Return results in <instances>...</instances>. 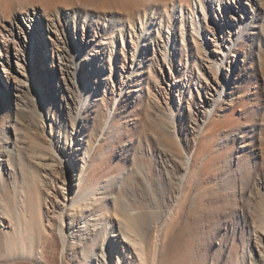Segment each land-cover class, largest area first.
I'll return each mask as SVG.
<instances>
[{
	"label": "rangeland",
	"instance_id": "rangeland-1",
	"mask_svg": "<svg viewBox=\"0 0 264 264\" xmlns=\"http://www.w3.org/2000/svg\"><path fill=\"white\" fill-rule=\"evenodd\" d=\"M16 1L11 0L7 20L0 16V195L10 209L6 218L0 210V264H40L22 257L24 233L33 249L43 245L47 264H116L110 244L106 258L100 246L78 260L74 252L60 260L56 250L52 212L63 206L68 227L69 203L79 191L74 180L87 148L91 160L80 191L100 188L98 201L118 210L111 214L115 229L119 215L129 214L145 240L148 264H264V13L242 33L220 72L208 65L191 31L183 52L171 50L164 61L159 50L168 40L163 36L152 46L153 30L146 59L155 53L156 78L145 64L135 77L122 79L131 70L132 51L128 43L122 46L112 17L120 25L126 15L138 22V15L151 8L152 23L168 21L159 12V0L151 5L148 0H24L20 8L35 26L17 15ZM89 7L102 21L85 19ZM171 23L179 34L174 17ZM226 32L227 26L216 39ZM111 40L113 83L106 86L110 52L101 43L108 46ZM222 74L229 81L220 93L215 79L221 81ZM79 89L97 97L77 116ZM215 93L220 95L216 104ZM205 105L215 110L212 115ZM109 109L114 111L110 119ZM41 225L53 239L41 243ZM163 225L155 253L153 236ZM90 233L91 228L84 236Z\"/></svg>",
	"mask_w": 264,
	"mask_h": 264
},
{
	"label": "bare ground",
	"instance_id": "bare-ground-1",
	"mask_svg": "<svg viewBox=\"0 0 264 264\" xmlns=\"http://www.w3.org/2000/svg\"><path fill=\"white\" fill-rule=\"evenodd\" d=\"M156 1V0H154ZM153 0H148V5H151L150 3H154ZM161 3L159 5V12L166 16L167 20H159L158 23L154 24L152 23V20L155 19V15L151 11V8L146 9L143 11V14L138 15V22H133L130 16L124 17L125 23L124 24H118L117 20L115 19V16L112 17V24L115 28L116 32L120 36V40L122 42V46H126V43H128V46L130 47V50L132 51V62H131V70L125 72L121 76L123 77L131 78L132 76H136L137 73H139L143 67H145V64H148L149 67V76L153 79L156 78L154 72L151 70L155 64L158 65L157 60L155 58V53L153 52V58H147V47L149 45V34L153 32L154 35L152 38V46L155 47L157 44L156 42L159 39H163V36H166V39L168 42H164L162 45L160 51V56L163 58L164 61L169 60V54L172 51L175 52H183V50L186 48V35L191 31V35L193 36V39L196 43V48L201 49L203 53L207 54V59L210 61L208 62V65L215 71L220 72V70H223L225 59L227 58L228 54L231 52L233 48H236V45L238 41L241 39V35L243 32L246 31V28L250 26L252 23V20L257 19L259 17V14L261 12L264 13V0H231L230 3L227 0H159ZM180 1V2H179ZM227 1V4H226ZM17 15H25L27 16L24 18V20H29L30 25H34L33 19L29 17L27 10L23 9L24 7L20 8L24 5V0H17ZM157 1L155 2V4ZM41 5L44 6V3L41 2ZM157 6V5H156ZM10 8H11V0H0V16L3 20H7L10 16ZM143 8V7H142ZM236 8V10H235ZM110 9V8H109ZM111 12V11H110ZM237 12L240 13V18L237 17ZM84 13V12H83ZM131 15V14H130ZM104 16V15H103ZM117 16V15H116ZM264 16V15H263ZM46 17V16H45ZM98 17V20L102 21V17L100 14L95 10L94 8H88L85 12V19H96ZM173 17L176 19L177 24H179V34L177 33V30L175 28L174 23L172 24L171 21L173 20ZM135 18V17H134ZM264 19V17H263ZM35 21V20H34ZM37 21V20H36ZM170 21V22H169ZM40 23V24H39ZM38 24L42 26V23L39 22ZM154 24V25H153ZM1 26L3 29H6V25L1 23ZM154 26V29H153ZM227 26V32L226 35L223 37H218L216 39V32L219 30H222L223 27ZM29 27V26H28ZM43 27V26H42ZM152 27V28H151ZM174 27V29H173ZM29 30L30 27H29ZM46 30V29H45ZM264 31V30H263ZM1 32V31H0ZM125 35L126 38L125 39ZM198 37L201 39L200 44L197 43L195 37ZM210 40L206 42L205 40ZM38 43H42L39 41ZM163 43V42H162ZM214 43V45H213ZM3 44H6L3 41ZM101 46L106 48L110 52V56L108 57V64L110 66V74L107 77L104 75V80L107 83H113L111 81L112 78V68L114 67V61H113V54L115 51L114 42L111 40V43H101ZM159 46V43H158ZM213 46L216 49L214 51L213 55ZM33 47V46H32ZM16 50V49H14ZM6 57H10L9 53L6 49ZM212 52V54H211ZM216 54V56H215ZM203 55V54H202ZM195 66L197 64L195 63ZM5 69V68H4ZM70 69V67L68 68ZM74 76L77 77L78 74V66L77 64L74 65ZM67 74L70 75L71 72L67 70ZM17 83L15 85H20L21 80L19 77L16 78ZM217 80L220 81V78L216 77ZM217 87L220 89V93L225 92L226 86L228 85L229 78L226 75L225 78H223V74L221 77V85L216 81ZM88 88V86H87ZM90 91L94 90V86L92 85ZM94 97H97V94L91 95L86 90H78V98H79V107L77 116L80 115L81 109L85 106V104L89 103ZM220 95L218 93H215V95L212 97V101L214 104L217 103L219 100ZM117 98H115V101ZM207 104V103H205ZM206 108H208V114L212 115L215 110L209 109L210 105H205ZM113 109L108 110V119H110L113 116ZM175 114V110H171V116ZM108 121H106L105 128H108ZM104 131V130H103ZM79 145V144H78ZM75 150H79L75 149ZM77 152V151H76ZM78 153V152H77ZM90 149L87 148L83 152L82 156V162H81V168L78 171L77 178H75V182L77 183V187L79 191L76 192V194L71 199V202L69 203L71 214L69 218V225L67 227L64 218H63V211H65V208L62 206V210L59 211L57 214L52 212L54 217V221L56 222L55 227V237L54 240L59 244V248L56 249L58 252L59 259L62 260L64 258V255L66 254L68 257H72L71 254L74 252V259L78 260L80 255H84L85 258H88L92 255H94V246H100L101 255L102 257L106 258L107 256V249L106 245L110 244V246L114 247L116 250V253L118 255L116 264H148V255L145 251V240L141 237L139 230H137L136 227L133 226L129 222V214L125 213L119 215L120 219V225L118 229H115L112 224L111 214L112 212H117L118 210L116 208H112V210L107 207L105 204L100 203L98 201L97 192L100 191V188L98 187H91L90 189H87L84 192H81V183L83 182L84 178H86V175L88 173L87 166L89 164V161L91 160L90 156ZM49 166L50 171H54V174H57V169L52 164H46ZM190 168V164L187 161L186 163V170L188 171ZM185 178L183 179L182 183L184 182ZM104 188H108V183L104 182L102 184ZM224 186L226 184L224 183ZM209 194H211V190L208 189ZM225 191V189H224ZM103 193V192H102ZM105 197L108 198V194L104 193ZM208 194V195H209ZM44 197L41 198V203H45ZM113 199V198H112ZM109 203V202H108ZM58 206H60L58 204ZM40 206H35L34 211L37 209V213L40 215L39 212ZM61 207V206H60ZM100 209L102 211H100ZM0 210L1 213L4 215V218H6V215L10 214V209L7 207L3 199L0 195ZM123 210V209H122ZM100 213L101 217L98 218L97 214ZM116 216V215H114ZM19 221L21 224L22 219L19 215ZM78 226V227H76ZM76 227V229L79 230V233H81L79 237V242H77L75 238V234L73 232V228ZM165 225L162 226V229L155 230L154 236H153V250L155 253L160 252V244L163 239V229ZM67 228V229H66ZM91 228V230H94V233L88 234L89 236H84L85 233ZM41 232V243L42 241H48L50 239H53V236L50 235L49 232H47L46 228H44L41 225V228L39 229ZM77 230V231H78ZM23 242L22 244V257L26 258L30 261H35L40 264H47L45 260V252L43 245H38L35 249L32 248V245L28 243V240L26 241V233L23 234ZM83 239V240H82ZM83 241V242H82ZM86 245V248L84 247ZM73 247L74 250L69 253V249ZM84 247V248H83ZM99 248V247H98ZM132 250L133 254L129 251V249ZM122 249V250H121ZM77 250H79V253H77ZM11 253V251H10ZM51 255V251L49 252ZM80 254V255H79ZM157 255V254H156ZM83 257V256H82ZM154 260V258H153ZM134 261V262H133Z\"/></svg>",
	"mask_w": 264,
	"mask_h": 264
}]
</instances>
